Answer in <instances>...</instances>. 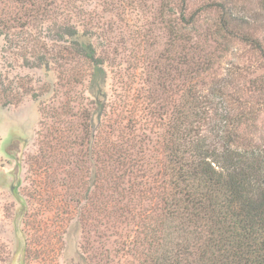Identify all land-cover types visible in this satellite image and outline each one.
<instances>
[{
	"label": "trees",
	"instance_id": "trees-1",
	"mask_svg": "<svg viewBox=\"0 0 264 264\" xmlns=\"http://www.w3.org/2000/svg\"><path fill=\"white\" fill-rule=\"evenodd\" d=\"M202 1L190 10L191 0H100L120 21L143 8L168 35L172 72L162 89L121 80L125 93L112 99L118 51L109 48L110 21L96 36L98 0H0L3 51L45 79L1 73L0 105L41 101L39 163L51 177L41 187L59 191L53 165L63 164L62 184H75L58 194V207L94 232L75 264H264V144L239 131L256 113L233 81L208 80L230 43L264 56L256 34L264 0L261 12L254 0ZM206 12L211 23L202 22ZM151 147L163 156L158 168Z\"/></svg>",
	"mask_w": 264,
	"mask_h": 264
},
{
	"label": "rangeland",
	"instance_id": "rangeland-1",
	"mask_svg": "<svg viewBox=\"0 0 264 264\" xmlns=\"http://www.w3.org/2000/svg\"><path fill=\"white\" fill-rule=\"evenodd\" d=\"M254 1V6L260 11L261 0ZM202 2L191 0L189 9L197 8ZM95 5V21L100 20L99 28H95L96 36L100 39L104 36L100 27L102 23L108 24L110 21L111 24L105 29L107 31L111 27V32H107L113 41L109 48L113 51L117 48L118 51L114 68L109 73L110 97L115 99L119 93H125L120 86L121 80L135 81L133 83L137 87L150 86L156 91L162 89L158 83L165 82L169 71L172 72L168 62L170 58L164 52L168 39L167 31L163 28L165 24L156 23L155 19V24H149L153 17L146 15V10L142 12L143 8L126 15L120 21L116 12L103 11L100 0ZM203 16V23L214 20L212 12H206ZM168 18L165 17L166 20ZM142 25L146 27L144 32ZM149 25L152 27L150 32ZM256 34L264 43V12L256 23ZM2 48L3 39L0 36V74L14 79L18 73H28L31 83L38 79L45 80L42 70L22 69L11 59V53H5ZM120 67L122 68L119 69ZM210 75L209 81H233L238 92L235 95L238 94L240 101L248 105L247 109L251 108L256 113V119H249L239 131L245 138L264 144V56L245 43H230L226 46V51L217 58ZM41 82H37L36 86ZM166 95L170 98L179 94L167 92ZM53 96L54 94H49L46 98L51 99ZM40 106L41 101L30 95L15 105H0V264H56L59 261V264H75L84 240H95L92 228L89 232H84L77 223L75 210L70 213L69 209L58 207V194L65 195L67 189L73 192L70 188L75 184V181L70 182V188L62 184L60 178L64 175L63 164L61 168L58 163L53 165L56 180L60 184L59 191L47 194L43 191L44 187H41L42 182L51 181V177L48 178L50 171L43 170V165L39 163L42 159L39 131L42 129L43 118ZM146 129L148 133L145 136H155L154 133L158 130L157 127ZM75 151L77 152L76 148ZM150 153L153 154L152 165L158 168L163 161L162 154L155 147H151ZM71 205L79 210L80 206L75 203ZM68 218L70 220L66 223ZM128 240L131 241L127 238Z\"/></svg>",
	"mask_w": 264,
	"mask_h": 264
}]
</instances>
